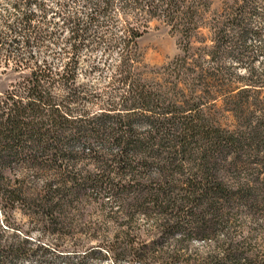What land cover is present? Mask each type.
I'll list each match as a JSON object with an SVG mask.
<instances>
[{"label":"trees","instance_id":"16d2710c","mask_svg":"<svg viewBox=\"0 0 264 264\" xmlns=\"http://www.w3.org/2000/svg\"><path fill=\"white\" fill-rule=\"evenodd\" d=\"M80 1L62 0L53 26L42 0H0V63L19 72L0 93V210L70 239L50 247L0 229V264H264V247L236 236L264 227V0ZM152 22L178 36L164 82L136 71ZM63 31L60 67L23 56ZM98 46L117 60L101 92L76 78L79 51ZM86 204L112 237L83 223ZM191 243L204 252L194 262L182 260Z\"/></svg>","mask_w":264,"mask_h":264},{"label":"rangeland","instance_id":"374dc122","mask_svg":"<svg viewBox=\"0 0 264 264\" xmlns=\"http://www.w3.org/2000/svg\"><path fill=\"white\" fill-rule=\"evenodd\" d=\"M234 0H213V9H224L229 7ZM44 7L46 8V17L45 21L48 25L58 26L61 23L60 18L57 16L56 12L59 8V5L62 3V0H42ZM81 5L80 0H75V2H68L67 8L70 9H79ZM5 9V10H3ZM6 6L0 9L1 13H6ZM32 12H35L36 16L33 20L34 24H37L40 19V12L36 11L34 5L29 8ZM260 19L255 18L254 24L258 25ZM18 33L9 35L10 38L16 39L19 42V45H16L17 48L21 47V41L24 36V32L17 30ZM67 37L66 31L60 32L57 35V38L50 39L47 41V45H50L49 48L46 47V43L43 46H34L32 45L23 53L25 57H33V60L42 62L46 60L51 65L55 67H60V65L68 60V54L64 56L61 54V48L64 47L65 39ZM178 36L173 34L167 27L160 25L158 22H152L151 27L147 33L142 35L137 40V49L139 53L138 63L136 64L137 72L141 74V78L146 81H157L164 82L161 73L163 67L168 63L172 62L177 56L181 54L179 45L177 43ZM50 44H49V43ZM253 48L256 49V44L254 40L252 41ZM211 42L206 41L204 43L194 42V47L210 46ZM15 46V45H14ZM21 50V48H20ZM1 58V57H0ZM262 55L257 54L255 59L252 62L254 68L262 66ZM1 61V60H0ZM116 52L112 51L108 55L104 54V47L98 46L93 51L87 50L86 47H83L78 53V70L76 71V78L78 83H87V85L93 84L98 89L97 91H106L104 89L105 84L110 80L112 73V68L108 67V64L116 63ZM91 64H97L99 69L89 73V66ZM225 64L228 65L229 62L226 59ZM11 65L9 64L6 68L0 63V93L8 88L9 84L17 79L19 72L11 70ZM27 73V71H22ZM21 73V72H20ZM23 73V74H24ZM218 107L221 105L220 101L216 102ZM227 115V114H225ZM226 117V116H225ZM228 117V116H227ZM222 124L232 125L233 120L231 117H228L225 120L221 119ZM232 128L234 126H231ZM24 189L26 192L31 191V183L27 180L25 181ZM93 199V198H85ZM84 214V222L89 226L95 227L98 226L104 232L103 234L107 235V238L112 237L114 233V227L110 223H106L103 220V214L100 210L93 204H86L83 209H81ZM78 223H81L79 218ZM142 223L141 220L138 221ZM82 224V223H81ZM252 228V227H251ZM0 229L5 232V236L9 241H14L13 235L17 237L26 236L31 243H41L48 245L50 247H55V244L66 247L70 244V239L68 237L57 238L51 234L44 232L43 229L39 228L35 224L33 216L23 214L19 209L14 210L12 213L6 212L3 213L0 210ZM250 236L252 238V243L258 245L259 247H264V227L262 228H252L248 231V228L244 229L241 232H237V237L242 238L245 236ZM94 241H91V244ZM197 245L194 243L190 244L189 250L182 255V260L196 261L200 255H204L203 249L199 247L196 249ZM62 249V248H61ZM17 264H28L26 261H21ZM101 264H113L110 260H106Z\"/></svg>","mask_w":264,"mask_h":264}]
</instances>
